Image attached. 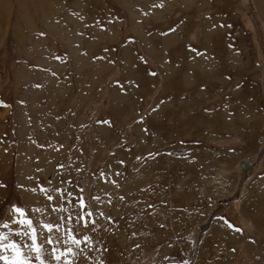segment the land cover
<instances>
[{"label": "rangeland", "instance_id": "374dc122", "mask_svg": "<svg viewBox=\"0 0 264 264\" xmlns=\"http://www.w3.org/2000/svg\"><path fill=\"white\" fill-rule=\"evenodd\" d=\"M0 101V223L51 180L79 264H264V0H0Z\"/></svg>", "mask_w": 264, "mask_h": 264}, {"label": "snow or ice", "instance_id": "6c2138e0", "mask_svg": "<svg viewBox=\"0 0 264 264\" xmlns=\"http://www.w3.org/2000/svg\"><path fill=\"white\" fill-rule=\"evenodd\" d=\"M158 6L163 7V4ZM152 75L155 76L156 73L153 72ZM0 107H7V105L0 101ZM103 123L110 126V121ZM137 159L140 158L137 157ZM118 163L123 165L124 162L121 160ZM114 175L119 176L121 173L115 172ZM28 179L31 181L33 177L29 176ZM61 183L71 184V181L62 179ZM112 183L116 182L112 181ZM48 185V187L37 185L25 191L29 193L38 191L46 198L51 212L57 213L58 219L51 221L34 216L35 213L44 215V209L39 207L29 208L27 205L12 204L11 215L6 218L5 222L0 223V228L7 230L0 231V262L2 264H34V262L35 264H79L78 258L84 255L86 250L94 247L93 237L89 233L97 231V213L93 211V204L85 201L84 189H76L74 195L73 191L53 185L51 180L48 181ZM3 188H6V185L0 184V189ZM120 199L123 200L124 197L121 196ZM92 200L95 205L100 204L99 196L93 197ZM65 201L71 206L70 209L62 206L61 202ZM53 203L58 207H51ZM148 207L151 208L153 205ZM63 213H67V216L62 215ZM98 215L104 217L102 211ZM160 226L164 227L163 224ZM228 227L233 226L228 224ZM235 231L240 232L241 229L235 228ZM136 247L139 248L140 245L137 244ZM100 264H105V262L100 261ZM183 264H190V262L185 259Z\"/></svg>", "mask_w": 264, "mask_h": 264}, {"label": "water", "instance_id": "95a60500", "mask_svg": "<svg viewBox=\"0 0 264 264\" xmlns=\"http://www.w3.org/2000/svg\"><path fill=\"white\" fill-rule=\"evenodd\" d=\"M168 264H183V263L173 262V263H168Z\"/></svg>", "mask_w": 264, "mask_h": 264}, {"label": "bare ground", "instance_id": "6f19581e", "mask_svg": "<svg viewBox=\"0 0 264 264\" xmlns=\"http://www.w3.org/2000/svg\"><path fill=\"white\" fill-rule=\"evenodd\" d=\"M222 172H223V171H222ZM222 172H221L220 174H224V173H222ZM171 263H173V262H171ZM167 264H168V263H167Z\"/></svg>", "mask_w": 264, "mask_h": 264}]
</instances>
